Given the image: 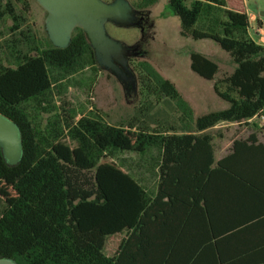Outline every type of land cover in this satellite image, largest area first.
Masks as SVG:
<instances>
[{
    "label": "trees",
    "instance_id": "obj_1",
    "mask_svg": "<svg viewBox=\"0 0 264 264\" xmlns=\"http://www.w3.org/2000/svg\"><path fill=\"white\" fill-rule=\"evenodd\" d=\"M156 1L140 0L137 8ZM230 1L168 0L166 5V13L179 18L182 36L209 38L234 62L232 72L213 83L214 93L229 104L226 109L194 121L191 107L172 82L149 62L136 64L146 97L154 96L158 103L174 101L196 131L264 116V45L248 34L244 8H229ZM238 1L242 0L231 3ZM213 10L221 15L206 26L212 31L193 28ZM7 14L13 21L11 30H17L21 17L10 7ZM29 43L27 51L13 50L14 66L0 65V113L16 123L22 135V157L16 165H8L0 149V257L18 264H157L147 250H133L129 244L135 230L147 224L150 196L115 159L116 153L143 155L150 147L159 151L161 180L155 203L173 195L163 189L167 177L175 171L176 177H187L183 148L198 137L169 134L185 130L172 125L111 124L94 113L77 117L75 108L64 101L54 108L52 91L55 96L61 91L50 70L58 69L65 77L96 65L93 48L78 27L66 48L53 46L47 36L44 44L34 38ZM189 58L193 72L214 78V61L197 52ZM50 108L55 113L40 127L39 112Z\"/></svg>",
    "mask_w": 264,
    "mask_h": 264
},
{
    "label": "crops",
    "instance_id": "obj_2",
    "mask_svg": "<svg viewBox=\"0 0 264 264\" xmlns=\"http://www.w3.org/2000/svg\"><path fill=\"white\" fill-rule=\"evenodd\" d=\"M261 17L248 16L249 24ZM222 124L227 132L217 131ZM168 133L198 137L183 148L187 177H167L163 189L173 195L154 203L159 151L135 153L133 178L149 193L150 209L132 249L147 250L157 264H264V116Z\"/></svg>",
    "mask_w": 264,
    "mask_h": 264
},
{
    "label": "rangeland",
    "instance_id": "obj_3",
    "mask_svg": "<svg viewBox=\"0 0 264 264\" xmlns=\"http://www.w3.org/2000/svg\"><path fill=\"white\" fill-rule=\"evenodd\" d=\"M139 1L127 0L136 13L143 17L142 31L136 27H121L109 22L105 25L109 37L133 47L131 51L135 53L142 52V55H131L128 58L132 83L122 81L110 70L98 64L91 67L87 65L84 70L65 77L60 76L58 69H51L52 80L56 82L62 94L55 96L52 91L50 103L55 108L56 103L61 105L64 101L68 106L75 108L77 117L94 113L111 124H126L131 121L134 125H146L148 128H167L172 125L194 130L193 121L185 122L174 101L164 99L158 103L154 96L146 97L138 80L137 62L142 60L149 62L163 78L175 85L181 97L191 107L194 121L198 116L229 106L214 93L213 83L232 72L235 64L229 54L215 41L209 38L193 39L190 35L182 36L179 18L166 13L168 0H157L140 9L137 8ZM231 2L233 0L229 2V8H238L240 5L247 10L248 16L254 14L260 18V12H264V0H242L238 1V4ZM9 7L21 17V24L15 31L11 30L13 21L7 14ZM0 14V65L14 66V49L27 51L32 45L29 43L31 38L36 42L45 43L46 12L33 0H0ZM220 15L219 11L213 10L208 16L201 18L199 23L196 22L193 28L212 31L213 29L207 27L213 22V17L219 18ZM256 25V20L250 18L248 34L256 42L264 43V29L256 32ZM191 52L200 53L218 65V71L212 80L204 79L191 70L189 58ZM93 67L96 73L93 72ZM54 108L39 112L37 121L40 127L55 113ZM222 125L217 131L227 132L229 126ZM118 152L120 153H116L115 159L133 176L132 160L136 154L133 151ZM144 172L148 174L147 169Z\"/></svg>",
    "mask_w": 264,
    "mask_h": 264
},
{
    "label": "water",
    "instance_id": "obj_4",
    "mask_svg": "<svg viewBox=\"0 0 264 264\" xmlns=\"http://www.w3.org/2000/svg\"><path fill=\"white\" fill-rule=\"evenodd\" d=\"M39 4L46 16L44 29L51 44L57 48H66L73 30L78 27L85 33L97 64L110 70L122 81L132 83L126 58L142 55L133 53L120 41L112 39L106 33L105 25L109 22L121 27L139 26L134 18L136 10L127 0H33ZM0 149L8 165H16L22 157V135L19 127L11 119L0 113ZM0 264H18L15 260L0 257Z\"/></svg>",
    "mask_w": 264,
    "mask_h": 264
},
{
    "label": "flooded vegetation",
    "instance_id": "obj_5",
    "mask_svg": "<svg viewBox=\"0 0 264 264\" xmlns=\"http://www.w3.org/2000/svg\"><path fill=\"white\" fill-rule=\"evenodd\" d=\"M140 13H136L135 15H134V18L136 19V20H138L139 21V26H136V28H139L141 31L143 30V28H144V22H143V17H141V15H139ZM133 47H129V50H131ZM133 52V51H132ZM133 53H135V52H133ZM129 57H131V56H128L127 58H126V64H127V67H128V64H129V62H128V58Z\"/></svg>",
    "mask_w": 264,
    "mask_h": 264
},
{
    "label": "built area",
    "instance_id": "obj_6",
    "mask_svg": "<svg viewBox=\"0 0 264 264\" xmlns=\"http://www.w3.org/2000/svg\"><path fill=\"white\" fill-rule=\"evenodd\" d=\"M261 28H263L264 29V15L261 17V19H260V24L258 25H256V28H255V31H258V30H260Z\"/></svg>",
    "mask_w": 264,
    "mask_h": 264
}]
</instances>
